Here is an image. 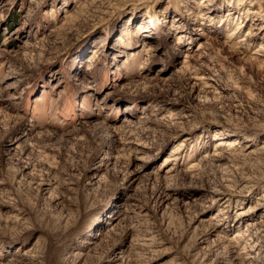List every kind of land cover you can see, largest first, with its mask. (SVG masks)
Returning a JSON list of instances; mask_svg holds the SVG:
<instances>
[{"label":"rangeland","instance_id":"rangeland-1","mask_svg":"<svg viewBox=\"0 0 264 264\" xmlns=\"http://www.w3.org/2000/svg\"><path fill=\"white\" fill-rule=\"evenodd\" d=\"M0 264H264V0H0Z\"/></svg>","mask_w":264,"mask_h":264}]
</instances>
